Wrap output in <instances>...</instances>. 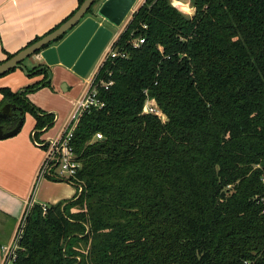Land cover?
<instances>
[{"label":"trees","instance_id":"trees-1","mask_svg":"<svg viewBox=\"0 0 264 264\" xmlns=\"http://www.w3.org/2000/svg\"><path fill=\"white\" fill-rule=\"evenodd\" d=\"M189 4L144 0L133 14L116 44L126 57L101 68L104 107L74 130L77 192L32 205L13 264H264V0ZM41 65L28 70L40 80L0 88L35 131L55 121L26 96L50 84Z\"/></svg>","mask_w":264,"mask_h":264},{"label":"crops","instance_id":"crops-1","mask_svg":"<svg viewBox=\"0 0 264 264\" xmlns=\"http://www.w3.org/2000/svg\"><path fill=\"white\" fill-rule=\"evenodd\" d=\"M77 6L78 0H0V63L5 61L9 54L17 53L33 40L49 33L59 23H63ZM31 57L40 60L39 64H44L36 55L27 57L22 62L24 69L15 68L0 76V88L9 87L12 91H20L40 80L43 74H32L28 71L30 69H27L35 66L27 61ZM52 67L55 70L65 68L69 71L66 82H72L71 74L74 72L71 69L60 63L51 65L48 69L51 70ZM52 79L53 87H56L55 81L58 80H55V74H51ZM42 88L44 86L35 89V92ZM69 88V84L66 85L65 91ZM65 93H62V98ZM34 95V90L26 94L32 104L45 113H53L55 121L60 118L61 123L64 121L70 109L60 115L56 103L58 100L40 101ZM2 97L0 92V102ZM27 113L29 112H25L24 116ZM26 119L28 125L25 129L21 128L14 136L0 139V264L3 247L11 243L29 201L39 205H51L69 200L77 192L75 185L66 180L49 177L36 180L44 154L43 146L36 143L46 142L53 135L47 134V130L35 131L33 115L30 114Z\"/></svg>","mask_w":264,"mask_h":264},{"label":"water","instance_id":"water-1","mask_svg":"<svg viewBox=\"0 0 264 264\" xmlns=\"http://www.w3.org/2000/svg\"><path fill=\"white\" fill-rule=\"evenodd\" d=\"M94 1L83 0L78 9L56 29L0 63V76L11 69H24L23 60L36 55L44 61V64L39 68H47V80L51 79L48 67L56 63H60L71 69L76 75L84 77L112 36V32L107 27L100 25L94 17H85ZM135 1L104 0L97 10V15L118 26ZM61 36L63 37L60 38ZM16 109L19 110L18 117L12 114ZM23 114V109L13 103H5L0 107V120L7 121L13 117L17 118L16 124L8 129L3 123H0V139L14 136L19 132L24 121Z\"/></svg>","mask_w":264,"mask_h":264},{"label":"built area","instance_id":"built-area-1","mask_svg":"<svg viewBox=\"0 0 264 264\" xmlns=\"http://www.w3.org/2000/svg\"><path fill=\"white\" fill-rule=\"evenodd\" d=\"M143 2L144 0H142V2L134 8L136 3L135 1L120 24L122 29L118 30L115 35L111 36L89 71L83 77L82 88L78 96L73 101L66 118L60 125L55 135L50 137L46 142H35L36 144L43 146L44 153L36 175V180L50 176L52 178L67 181L75 177L78 169L81 166V162L79 161L72 145L74 130L84 112H87L91 109H101L104 107L105 102L101 97V93L108 90V88L113 84V80L111 78L105 77V74L110 76V72H104L103 74H100L101 68L107 60L126 57V51L124 49L118 48L116 44L119 36L126 30L128 24L130 23L133 14L138 10ZM125 19L126 21L124 22ZM143 42L144 37H135L132 41V47H138ZM145 94V107L147 111L150 114L160 116L162 112L157 106L154 98L148 96L146 91ZM101 138V133H96L92 139L95 140ZM78 190H81L80 186ZM33 204L34 203L32 201L27 203L17 224V228L11 243L8 246L3 247L1 264H13L14 260L16 259L17 251L21 248L19 241L23 236L25 221ZM40 206L43 211L46 210L47 205L41 204Z\"/></svg>","mask_w":264,"mask_h":264},{"label":"rangeland","instance_id":"rangeland-1","mask_svg":"<svg viewBox=\"0 0 264 264\" xmlns=\"http://www.w3.org/2000/svg\"><path fill=\"white\" fill-rule=\"evenodd\" d=\"M103 1L104 0H97L93 4V6L91 7V10L88 12V14L87 13L85 14V17L88 15L94 17L99 22L100 25L107 27L112 32V35H115L118 32V30L122 29V26H120V25L116 26V25L102 19L101 17H99L97 15V10ZM176 1L180 2L182 5L178 4ZM141 2H142V0H136L134 8L136 6H138ZM172 4L175 5L179 10H181L182 12H184L187 15H191L193 13V9L189 4V0H172ZM126 19L124 20V22L126 21ZM27 61L32 62V64H34L35 66L37 64L41 63L40 60H36V59L34 60L32 57L29 58ZM27 69H31V68L28 67ZM63 69L59 68L58 70L57 69L55 70V68L52 67L50 70L52 76H54V74H55V80H58V81H55L56 87H53V85H54L52 83L53 79L52 80L50 79L49 85H45L44 88H42L36 92L34 90V93H35L34 97L38 98L40 101H43L44 99H47L48 101H55V100L57 101L58 100L56 103L58 105L60 115H62L64 112L66 113L67 110H69L71 108V106H72L71 102L73 103V101L75 100V98H76L77 94L79 93L80 88L82 87V84H83V77H79L74 73H72V74L70 73L71 78H72V82L67 83L68 80H66V79H68L67 75H68L69 71H67L65 68H63ZM25 72H26V70H25ZM68 84H69L70 88L68 91H65L66 85H68ZM31 92H33V91H31ZM63 92H66V93L63 95V98H62ZM29 115H30L29 113L25 114L24 121H23L21 128L25 129L27 127L28 121L26 118H28ZM60 119L54 121L53 125L51 127H49V129H47V131H48L47 134L54 136V134L58 131L60 125L62 124Z\"/></svg>","mask_w":264,"mask_h":264},{"label":"flooded vegetation","instance_id":"flooded-vegetation-1","mask_svg":"<svg viewBox=\"0 0 264 264\" xmlns=\"http://www.w3.org/2000/svg\"><path fill=\"white\" fill-rule=\"evenodd\" d=\"M89 16V15H88ZM2 106V105H1ZM0 106V107H1ZM12 114H14L15 115V117H18L20 114H19V110L18 109H16L15 110V112H12ZM1 123V122H0ZM4 125H5V127H7V128H11L8 124H6V122L5 123H3Z\"/></svg>","mask_w":264,"mask_h":264}]
</instances>
